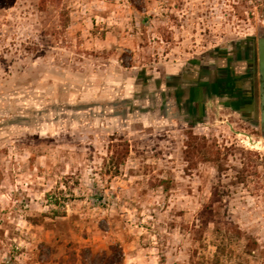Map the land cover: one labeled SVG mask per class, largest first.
Returning <instances> with one entry per match:
<instances>
[{"label": "rangeland", "instance_id": "obj_1", "mask_svg": "<svg viewBox=\"0 0 264 264\" xmlns=\"http://www.w3.org/2000/svg\"><path fill=\"white\" fill-rule=\"evenodd\" d=\"M151 28L196 58L250 48L258 82L264 0H0V264H264L258 126L216 110L153 141L102 131L97 93L70 112V75L132 67L106 39Z\"/></svg>", "mask_w": 264, "mask_h": 264}, {"label": "crops", "instance_id": "obj_2", "mask_svg": "<svg viewBox=\"0 0 264 264\" xmlns=\"http://www.w3.org/2000/svg\"><path fill=\"white\" fill-rule=\"evenodd\" d=\"M166 33L169 32L151 28L148 37L153 39L146 46L139 43L140 39L129 42L136 47L134 50L115 36L107 37V48L119 45L122 50L131 51L135 64L123 68L114 53L110 57L113 60L106 61L95 75L88 69L70 75V112L82 110L84 117L92 105L78 107V101L83 103L97 93L102 131L153 141L156 135L171 132L179 124L199 129L216 110L236 127L255 118L251 81L245 71L247 60L252 57L250 48L241 45L237 54L230 52L219 57L210 52L208 57L196 58L183 52L177 32H171V39ZM139 48L149 49L151 56L146 59L136 54ZM142 60L147 62L143 64ZM148 131L153 133L148 136Z\"/></svg>", "mask_w": 264, "mask_h": 264}, {"label": "flooded vegetation", "instance_id": "obj_3", "mask_svg": "<svg viewBox=\"0 0 264 264\" xmlns=\"http://www.w3.org/2000/svg\"><path fill=\"white\" fill-rule=\"evenodd\" d=\"M237 62V61H236ZM235 62V63H236ZM235 71L237 67H234ZM246 76L248 79H250V89H251V95L253 96V109L255 113V118L253 120H250L249 123L252 124V126H258L260 129V133L263 136L262 129H261V106H260V89H259V79L258 82L256 78H254L256 74V57L255 54L253 58H250L247 60V66H246ZM264 137V136H263Z\"/></svg>", "mask_w": 264, "mask_h": 264}, {"label": "water", "instance_id": "obj_4", "mask_svg": "<svg viewBox=\"0 0 264 264\" xmlns=\"http://www.w3.org/2000/svg\"><path fill=\"white\" fill-rule=\"evenodd\" d=\"M257 59L261 106V129L264 136V33H261L257 39Z\"/></svg>", "mask_w": 264, "mask_h": 264}]
</instances>
